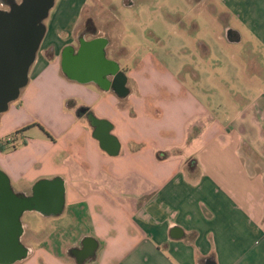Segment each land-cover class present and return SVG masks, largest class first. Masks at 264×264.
Wrapping results in <instances>:
<instances>
[{
	"label": "crops",
	"instance_id": "crops-1",
	"mask_svg": "<svg viewBox=\"0 0 264 264\" xmlns=\"http://www.w3.org/2000/svg\"><path fill=\"white\" fill-rule=\"evenodd\" d=\"M85 1L59 2L0 113V134L10 113L25 115L10 132L29 126L0 151L12 190L58 188L26 210L51 229L31 246L21 223L25 251L0 264H264V0H194L203 22L175 24L167 66L121 62Z\"/></svg>",
	"mask_w": 264,
	"mask_h": 264
},
{
	"label": "rangeland",
	"instance_id": "rangeland-1",
	"mask_svg": "<svg viewBox=\"0 0 264 264\" xmlns=\"http://www.w3.org/2000/svg\"><path fill=\"white\" fill-rule=\"evenodd\" d=\"M60 1L54 0V6L49 10V14L44 20L45 26L49 23L50 16L58 8ZM207 1L216 8L219 7L216 0H205V2ZM85 3L90 6L86 7L83 14L92 13L94 15V20L96 19L99 28L105 30L112 38L121 62L126 60V57L135 56L134 58H136L149 53V56L162 57L164 65L167 66L171 59L169 57L172 52L170 46L176 34L175 24L178 29H182L191 25L192 22L200 26L203 22L202 17L197 15V11L191 9L194 0H86ZM0 9H7L5 3L0 2ZM133 60L129 62V65H132ZM20 101L21 96L17 100H13L9 106L16 108ZM35 106L39 107L40 105L35 104ZM30 110L32 108L25 111L31 118L30 123H38L39 117L37 115L39 113L32 111L30 113ZM22 116L24 118L25 115L10 113L5 116V125L1 128L0 134L2 141L7 136H11L15 130L10 132V126L21 122ZM34 131L35 129L31 130L29 134L34 133ZM0 170L3 172L1 168ZM10 182L13 187L19 188L22 185L20 182H12L11 179ZM54 219L53 217H43L33 211H25L21 216V223L25 227L24 242L36 246L37 243L30 236V232L37 227L47 232L55 223Z\"/></svg>",
	"mask_w": 264,
	"mask_h": 264
},
{
	"label": "water",
	"instance_id": "water-1",
	"mask_svg": "<svg viewBox=\"0 0 264 264\" xmlns=\"http://www.w3.org/2000/svg\"><path fill=\"white\" fill-rule=\"evenodd\" d=\"M53 5L54 0H21L9 9H0V113L5 112L9 104L18 98L28 82L29 68L45 33L43 21ZM18 200L9 178L0 171V215L3 209L11 205L14 209L13 223L0 222V233L12 229V243L19 246L22 234L21 214L40 207L30 201L17 203ZM91 249L92 245L88 242L81 251V257H86ZM19 257L14 256L11 261H4L12 262Z\"/></svg>",
	"mask_w": 264,
	"mask_h": 264
},
{
	"label": "flooded vegetation",
	"instance_id": "flooded-vegetation-1",
	"mask_svg": "<svg viewBox=\"0 0 264 264\" xmlns=\"http://www.w3.org/2000/svg\"><path fill=\"white\" fill-rule=\"evenodd\" d=\"M21 0H0L1 3H5L7 6V9L10 8V6L14 5L15 3L20 2ZM91 21L90 18H85L81 24V31L80 34L82 36L83 31H87L90 28ZM83 59V58H82ZM120 80V75H117L114 80V86L118 87ZM57 190L55 183L47 184V183H40L35 186L34 192L32 194L26 195L23 193H17V196L19 200L17 203H23L24 201H30L32 204H36L38 207L46 208L49 204H52L54 202V199L57 196ZM45 196L51 198L53 201L49 202ZM13 207L12 205L9 206L6 209H3L1 215H0V222L2 223H13ZM11 232L12 229L8 230L6 233H0V262H5L6 260H10L14 256H20L21 253L25 251V248L19 244L15 245L12 243L11 240ZM5 259V261H4Z\"/></svg>",
	"mask_w": 264,
	"mask_h": 264
},
{
	"label": "trees",
	"instance_id": "trees-1",
	"mask_svg": "<svg viewBox=\"0 0 264 264\" xmlns=\"http://www.w3.org/2000/svg\"><path fill=\"white\" fill-rule=\"evenodd\" d=\"M29 128V126H24V127H22V128H20V129H18V130H15L12 134H11V136H17V135H19V134H22L24 131H26L27 129ZM42 129V128H41ZM5 143H7V140L5 139V140H1L0 139V151H5V150H7V148H6V146H5ZM11 148H14L15 146L14 145H12V146H10Z\"/></svg>",
	"mask_w": 264,
	"mask_h": 264
},
{
	"label": "built area",
	"instance_id": "built-area-1",
	"mask_svg": "<svg viewBox=\"0 0 264 264\" xmlns=\"http://www.w3.org/2000/svg\"><path fill=\"white\" fill-rule=\"evenodd\" d=\"M9 140V139H8Z\"/></svg>",
	"mask_w": 264,
	"mask_h": 264
}]
</instances>
